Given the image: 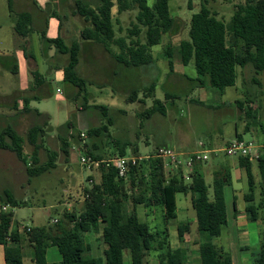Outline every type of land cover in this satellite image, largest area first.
Instances as JSON below:
<instances>
[{
	"label": "trees",
	"instance_id": "16d2710c",
	"mask_svg": "<svg viewBox=\"0 0 264 264\" xmlns=\"http://www.w3.org/2000/svg\"><path fill=\"white\" fill-rule=\"evenodd\" d=\"M95 1L97 5L94 7L83 1L77 4L78 14L89 24L82 29V39L103 45L106 51L126 68L151 64L153 48L161 45L164 35L170 33L175 26L169 0H154L152 5L150 0H118V13L132 8L138 10L137 23L131 33L137 39L130 41L129 38H117L113 21V9L116 7L114 0ZM8 3L13 12V0H8ZM208 5V0H203L200 12L193 18L190 38L180 42L177 48V59L184 66L193 62L198 75L196 79H187L195 83V89L210 87L223 93L227 88L236 86L239 68L252 66V82L260 86L258 77L264 71V0H246L245 3L236 5L228 23L219 19ZM188 6L190 10L193 9L191 0ZM31 26V15H17L15 30L19 36L29 35ZM142 31H145L144 42L138 38ZM54 43L61 53L69 54L65 81L79 92H83L87 83L77 73L80 45L74 43L71 48H67L62 39L55 40ZM112 46H117L118 52H114ZM165 54L173 72L174 49L169 47ZM156 88L157 84L152 83L145 89L133 90L131 101L135 102L141 92L147 97L153 96ZM174 97L167 94V99ZM251 103L249 98L238 102L239 110L249 120L258 118L257 111L249 106ZM96 109L108 120V124L88 129L87 137L90 138L104 136L103 134L110 132V126L113 125L107 107L96 106ZM156 114L166 115L165 106L157 99L154 100L153 106L141 115L144 118ZM44 119L45 117H42L43 124L34 126L26 138L20 136L11 126L0 130V149L15 153L26 165L30 178L41 177L56 169L60 153L65 155L68 162L73 145H77L76 134L79 130L75 128L73 121H69L57 129L60 150H48V161L42 164L40 152L45 147L43 138L49 127V122L45 123ZM75 130L77 133H74ZM26 142L33 147L30 159L25 154ZM115 145L120 151V156H126L125 151L130 144L116 140ZM89 156L95 160H103L92 153H89ZM236 159L247 175L246 211L249 219L255 222L259 220V213H264V154L258 161L245 157ZM204 164L195 167L189 183L186 182L183 171L167 172L161 159L154 158L133 168L127 181L120 179L114 168L101 165V181L91 189H85L90 197L85 201L84 210L80 214L76 211L64 213L55 224L56 227L51 224L31 228L28 242L34 250V264H49L46 254L51 246L60 251L62 264H124L126 253H129L132 264H148L147 256L152 250L158 252L159 264H184L183 250L170 249L167 230L152 233L149 225L139 219L137 208L144 206L162 209L165 221L171 223L177 218L176 195L189 193L192 194L193 207L197 213L198 230L210 239L209 242L203 243L199 250L202 264H232L230 253L213 242L221 237L228 227L224 187L230 185L231 170L227 164L214 168L213 183L210 186L204 174L210 170L206 169ZM254 166L257 174L254 172ZM257 182L260 183V202L256 201ZM210 188L213 189L212 196ZM4 196L1 199L2 204L12 208L24 204L8 190L4 192ZM13 220L12 212L0 214V245L4 247L5 264H25L23 237L18 230L12 229ZM179 230L180 236L183 237V226H180ZM97 233L101 234L102 241L107 246L104 259L91 256V245L86 240L87 235ZM256 262L264 264V244Z\"/></svg>",
	"mask_w": 264,
	"mask_h": 264
},
{
	"label": "rangeland",
	"instance_id": "374dc122",
	"mask_svg": "<svg viewBox=\"0 0 264 264\" xmlns=\"http://www.w3.org/2000/svg\"><path fill=\"white\" fill-rule=\"evenodd\" d=\"M79 1L90 4L93 7L97 5L95 0H51L50 5L46 6V8L54 10L60 15L66 27L68 24L69 28L75 26L73 28L77 31L79 28L84 29L89 26L85 19L78 14L77 4ZM189 1L190 0H169L170 12L175 20V26L170 33L164 35L161 45L153 48L152 52L155 63L150 67H142L138 70H125L119 73L120 78L118 79V83L121 84V90H116L117 80H115V83L112 82L110 86L108 85L105 88V93L107 95L114 96V98H105V101H107L105 104L107 103L106 105H109L108 110H111L109 111V116L113 120V125L110 126V132L103 134L104 136L97 138L88 137L90 141L94 139V142L100 149L102 148L109 151L113 146L116 147L115 141L117 140L122 143L127 142L130 144L125 151L127 156L154 154L158 146L171 147L182 152L195 151L198 147L195 146L194 142L197 140L206 141L208 134L214 132L218 127V129L223 132L224 136L221 140V148H224L230 140L236 139V127L241 133V138L245 141H257V139L261 140L264 138V71L261 72L258 77L260 81L259 86L252 82V78L254 77V69L252 66H247L245 69L239 68L238 90H228L225 96L226 102L233 101L232 97L236 95L240 97L244 94H247L244 99H252L251 104L258 99L262 107L259 109V117L250 120L240 110H238L240 120L237 118L234 120L231 119V117L226 119V115L223 113L224 108H215L214 98L209 90H213L214 92L218 91L211 88H206L205 90L194 88L195 90H192L195 83H192V81L188 82L184 79V74H186L188 78L193 79L197 78V73L193 62L188 66L181 64L179 59H177V48L180 42L190 38L193 18L200 12L203 0H191L192 10L189 9ZM114 2L116 7L113 9V21L117 38H129V41L131 39L136 40L137 37L132 36L131 33L134 31V24L137 23V8L118 13L119 1L114 0ZM153 2L154 0H150L151 5ZM208 2L209 8L218 18L228 23L232 18L235 6L245 3L246 0H208ZM33 4L39 7L38 2L34 1ZM10 15L12 16L11 18H14L8 1L0 0V49H7L10 53L8 54L9 56L14 55L15 51H19V37L13 39L6 28L10 21ZM48 36V34L44 35V38L46 39ZM3 37H6L7 42L2 40ZM138 38L144 42L145 31H142ZM169 47L174 49L173 72L170 70L168 58L164 53ZM33 49L36 51V48ZM112 49L119 50L117 46H112ZM0 60L1 64L3 61L2 59ZM5 61L11 62L9 57H6ZM38 66L40 72L51 85L52 96L41 101L36 107L41 112H46L52 117L51 124L54 127L63 126L68 121L70 115H74L76 102L71 100L66 83L56 78L57 75L55 73L57 70H55V68L59 67V61L54 58L45 61L41 59L40 56L38 58ZM108 66L105 68L107 69ZM153 82L158 85L156 92L157 98L165 101L163 104L166 108V115L156 114L151 117L145 116L143 118L141 114L144 113L146 109H149V107L151 108L154 103L150 101L148 107L139 104L138 101L135 102V104L131 101V97L133 90L139 89L138 87H140V89H145ZM241 85H244L245 88H242ZM58 89L62 94L57 92ZM93 89L94 87L87 88L86 92L84 91L81 100L78 101L79 106L76 114L80 113L78 116L80 115L79 120L82 125L86 121H89L90 124H92L91 127H100L102 124H108V120L102 117L98 109H96V111H90L88 106L84 107L82 105L85 103V95H88L89 98L93 96L91 94ZM166 93L174 95L175 97L169 100L165 99ZM203 94H206V96ZM140 95L144 99L146 98L145 94L142 93ZM188 97L193 101L202 99L204 104L196 105L190 103ZM137 98L138 97H136L135 100H137ZM103 100L96 99L95 103L100 104ZM257 102L252 106H255ZM92 108H94V106ZM76 119L78 120L77 115ZM82 132L83 131H78L77 133L76 130L74 131V133H77L76 147L78 151L73 150L70 163L67 164L65 155L60 153V157H58L59 165L57 168L43 174L41 177L30 178L26 171V165L18 159H15L17 162L19 161L18 165L15 160H13V163H15L13 164L10 159H8L10 166H1L0 199L4 196L3 192L8 190L17 199L28 204L18 208H12L9 205L10 210L14 214L15 221L17 220L25 227L27 225L43 227L47 224L51 225L52 223L49 222L52 218L60 220L66 212L76 211L80 214L84 210L85 189H91L94 184L99 183L101 181V173L99 168L87 169L80 164L81 156L89 155L88 150H84L87 144L84 145L79 138ZM84 133L87 135V130L84 131ZM46 142L49 148L59 150L60 141L57 137L55 139L47 138ZM99 148L95 147V149ZM80 149L81 151H79ZM136 149L139 150V152H135ZM90 150L91 148H89V151ZM25 152L28 159H30L33 147L27 142L25 144ZM13 156H16L15 153ZM117 156H120L119 150L113 152L109 151L102 156V158L107 160ZM215 158H220V162H223V164H226V160L231 162L233 161L232 159H235H229L222 154L218 156L213 155L211 160L207 164H204V167L210 170L204 173L206 181L210 186H212L213 183V170L217 164ZM40 160L42 164L48 161V155L45 151L40 153ZM166 171L170 173L169 170L166 169ZM90 181H92V183ZM190 181L191 180H187L186 182ZM50 182H61L60 188L63 189V186L66 185L69 189L68 194L62 193L61 195L63 196L57 199V204L59 205L57 210L52 207L54 204H50L49 202L43 203L42 200L41 203H39L40 201H38L40 198L41 186L47 183L50 184ZM79 190H81V192ZM212 194L213 189L210 188V195L212 196ZM178 196L180 200L185 198L183 194H179ZM68 203L72 204L70 211L67 210L68 207L66 204ZM3 206L8 205L2 204L0 200V214L3 212ZM138 208H140L139 213L141 217L144 218L148 210L143 207ZM51 226H53V224ZM25 227L22 229L26 230ZM53 227L56 226L54 225ZM91 238L92 235H87V242L92 243ZM95 253H92L91 256L96 258L102 257L99 250Z\"/></svg>",
	"mask_w": 264,
	"mask_h": 264
},
{
	"label": "crops",
	"instance_id": "0c3cea01",
	"mask_svg": "<svg viewBox=\"0 0 264 264\" xmlns=\"http://www.w3.org/2000/svg\"><path fill=\"white\" fill-rule=\"evenodd\" d=\"M8 1V0H7ZM36 1L39 4V7L33 4ZM13 0V14L14 18H11L8 25L6 26L9 31L10 36L12 38L19 37V51H15L14 55L9 56V51L6 49H0V59H2V63L0 64V130L11 126L15 129V131L22 137L26 138L27 133L37 124L42 125V117H45L44 122H49V127L46 129L47 133L43 138L44 148L41 150L45 151L48 155V150L51 151H59L54 150L48 147L46 139L51 138L59 140V133L57 129L59 127H54L51 124L52 117L46 113L41 112L37 109L36 105L41 101L48 99L52 96V88L49 81L45 78V76L40 72L38 66V58L41 56V59L47 61L48 59L54 58L58 59L59 67L55 68L57 72L58 80H62L66 83L68 90L70 92V98L73 102H76V109L74 111V115H70L69 121H73L75 124V128H78L79 131H86L91 127L89 121H86L83 125L80 123L79 116L77 113V108L79 106L78 101L81 100L84 91L86 92L87 88H92L93 92L91 93L93 96L85 95V103L82 104L84 107L88 106L90 111H96V106L107 107L105 98H114V96L107 95L105 93V88L116 81V90H121V84L118 83L119 73L122 71L129 70H138L142 67H134V68H126L122 64L118 63L111 54H109L103 45L98 44L94 41H86L82 39L81 32L83 28H79V30L75 31L72 26L69 28V24L64 25L62 22V18L58 15L54 10L47 9L46 6L50 5L51 0ZM26 13L31 15L32 17V26L31 32L26 37H21L17 34L15 27L17 24V15ZM49 35L48 38H44V35ZM42 36V37H41ZM62 39L64 45L67 48H71L74 43H78L80 45V61L77 67L78 75L84 79L87 83L83 92H79L77 88L73 87L69 83L65 81V68L69 63V54H63L59 51L58 46L54 43L55 40ZM4 42H7L6 37L2 39ZM33 48H36L34 51ZM4 50V51H2ZM114 52H118L114 50ZM38 53V54H36ZM153 53V52H152ZM165 53V52H164ZM6 57H9L11 62L5 61ZM1 61V60H0ZM5 61V62H4ZM106 62L108 68L106 69ZM155 63L154 56L151 64L144 66L150 67ZM120 66V67H119ZM117 67V68H116ZM197 73V72H196ZM53 74V73H52ZM198 76V75H197ZM184 79L189 82L187 79V75L184 74ZM196 79V78H193ZM239 81V78H238ZM237 81V83H238ZM111 82V83H110ZM155 83V82H153ZM236 86L227 88L223 93L222 92H214L211 91L213 95L215 108L220 109L224 108L223 113L226 115V119L231 117V119L236 120L239 119L238 114V102H244L248 98L244 99L247 94L238 95L232 97L233 101L226 102L225 96L228 90L236 89L238 90V84ZM242 88H245L244 85H241ZM137 90H142L140 87ZM206 88H196L205 90ZM158 89V85L156 88V92ZM212 89V88H211ZM192 90H195L194 88ZM59 92V89L57 90ZM156 92L153 96L147 97L144 99L138 94L137 100L135 102H139L144 106H149V102L154 100H160L162 104L165 102L164 100L158 99L156 96ZM62 94V92H59ZM144 94V93H143ZM167 94L171 96V94L166 93L165 99H167ZM207 94V93H206ZM206 94H203L206 96ZM258 96V94H257ZM103 100L100 104L95 103V98ZM169 100V99H168ZM249 100H252L249 98ZM258 99L255 100L257 102ZM190 103H194L196 105L204 104L202 99L192 100L189 99ZM133 102V103H135ZM252 102V101H251ZM250 104L249 106L256 110L259 114L262 107L260 106V102L255 104ZM136 104V103H135ZM228 104V105H227ZM164 105V104H163ZM94 106V108H92ZM150 108V107H149ZM111 111V110H110ZM96 113V112H95ZM222 113V114H223ZM223 114V115H224ZM42 115V116H40ZM76 115L78 120L76 119ZM259 117V115H258ZM242 119V117H241ZM66 122V123H67ZM65 123V124H66ZM61 127V126H60ZM219 128V127H218ZM216 128V130L212 133H209L206 141L197 140L195 141V146L198 147L200 142L205 143L206 147L209 149L221 148V140L224 137L223 132ZM235 136L236 139L241 137V133L238 131L237 127L235 128ZM231 141V140H230ZM256 142L264 144L263 139H257ZM87 147L84 150H88L89 153H92L94 156H99L102 158L106 153L118 151V148L113 146L109 151L105 149H100L98 145L94 142V139L90 141L87 137L86 139ZM26 144V143H25ZM25 147V146H24ZM99 148V149H95ZM160 147L166 146H158L155 150ZM89 148L91 150L89 151ZM73 150H77L76 145H73L71 156ZM81 151V149L79 150ZM92 151V152H91ZM40 152V153H41ZM139 152V150H138ZM182 152V151H181ZM192 152V151H188ZM26 153V152H25ZM14 153L10 151H4L0 149V170L1 166H10V161L13 163L15 159H18L17 156H13ZM16 155V154H15ZM127 156V155H126ZM17 157V158H15ZM60 157V156H59ZM30 158V157H29ZM105 160L104 158H102ZM217 164L215 168H220L223 162H220V158H215ZM19 160V159H18ZM71 160V158H70ZM70 160L67 164L70 163ZM233 161L226 160V164L230 167L232 180L230 185H226L224 187V197L226 202V212H227V220L228 227L226 228L224 234L213 240L215 245L224 250L228 251L231 255L232 264H257V259L260 254L262 245L264 244V213L261 211L259 213L258 221H251L247 214L246 208L248 206V202L246 201V194L248 193V182L247 175L244 169L240 168L238 165V160L232 159ZM16 161V160H15ZM20 161V160H19ZM18 161V162H19ZM18 162L16 161L17 165ZM15 164V163H13ZM12 165V164H11ZM59 162L57 161V166ZM205 169V168H204ZM254 172L257 174V170L254 166ZM61 182H50V184H44L40 188V198L38 201L41 203L49 202L50 204H54V209L57 210L59 205L57 204V199L64 194L69 193V189L67 186H63V189L60 188ZM189 183V182H187ZM41 184V183H40ZM258 188L256 190V201L260 202V187L259 182H257ZM83 188V185H82ZM81 188V189H82ZM63 190V191H62ZM7 191V190H6ZM81 192V190H79ZM5 192V191H4ZM3 192V193H4ZM36 195V194H35ZM179 194L176 195L177 202V218L175 221L171 223H167L165 221L164 212L162 209H155L152 207L146 208L148 210L146 216L144 218L140 215V208H137V214L141 222L147 223L150 227L152 233L166 231L168 232V245L172 250H183L184 252V264H202V259L199 255L200 247L203 243L209 242L210 239L199 232L198 224H197V213L193 207V197L192 194H183L185 198L180 200ZM37 196V195H36ZM38 198V197H37ZM51 198V199H50ZM17 199V198H16ZM1 200V199H0ZM19 200V199H17ZM22 202L21 200H19ZM28 204L24 203L19 207L26 206ZM31 205V204H30ZM68 204H66L67 206ZM32 206V205H31ZM18 208V207H17ZM68 211L71 208L67 209ZM53 218L51 219V221ZM51 221L49 223H51ZM189 226L186 227V225ZM48 225V224H47ZM45 225V226H47ZM43 226V227H45ZM180 226H183L184 233L183 237L180 236ZM185 226V227H184ZM24 225L20 224L17 220H13L12 229L18 230L19 233L23 237V254L25 264H34V250L28 242V236L24 234L23 231ZM30 227L31 225H27L25 228ZM92 243L91 245V254L97 252L98 250L101 252V259L105 257V251L107 246L103 243L101 234L97 233L92 235ZM97 254V253H95ZM158 252L156 250H152L147 256L148 264H159L157 259ZM46 259L49 264H62V255L57 247L51 246L47 249ZM0 264H5V256H4V247L0 245ZM124 264H132L129 253L124 255Z\"/></svg>",
	"mask_w": 264,
	"mask_h": 264
},
{
	"label": "built area",
	"instance_id": "2783aa9c",
	"mask_svg": "<svg viewBox=\"0 0 264 264\" xmlns=\"http://www.w3.org/2000/svg\"><path fill=\"white\" fill-rule=\"evenodd\" d=\"M59 92L61 91L59 90ZM80 139L84 145L87 144V135L84 132L80 134ZM220 154L229 159L245 157L252 161H258L264 154V144L256 141L234 139L224 148L209 149L206 147L205 143L200 142L198 144V149L192 152H181L171 147H160L154 154L150 155L117 156L107 160H95L89 155H83L81 156L80 164L87 169L100 168L103 164L107 165L116 170L120 179L127 181L130 171L133 168L139 167L141 164L156 158L164 161L167 170L174 173L181 170L184 172L185 179L190 180L191 174L194 172L196 166L207 163L211 160L213 155L218 156ZM90 182L92 183V181ZM89 197V194L85 193L84 200L86 201ZM67 207L71 208L72 204L68 203ZM2 211L12 212L9 206H3ZM51 223L53 225L57 224L58 219H53ZM22 232L28 236L29 232H31V228L27 227L26 230H23Z\"/></svg>",
	"mask_w": 264,
	"mask_h": 264
}]
</instances>
